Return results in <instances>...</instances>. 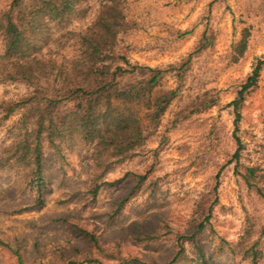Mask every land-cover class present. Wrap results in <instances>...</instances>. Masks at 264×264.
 <instances>
[{"label":"rangeland","instance_id":"obj_1","mask_svg":"<svg viewBox=\"0 0 264 264\" xmlns=\"http://www.w3.org/2000/svg\"><path fill=\"white\" fill-rule=\"evenodd\" d=\"M10 3L0 0V15ZM81 9L68 25L72 33L56 32L51 43L58 62L79 56L75 34L94 22L100 1L83 0ZM123 11L129 26L117 36V53L131 63L174 67L161 87L179 88V96L136 154L104 171L94 166L87 144L67 147L64 158L46 149L42 206L23 185L26 169L0 165V264H20V258L23 264H167L198 203L216 197L211 222L196 237L205 262L252 264L243 250L259 240L258 264H264V198L241 176L255 166L264 186V66L241 107L232 103L264 59V0H125ZM29 91L20 81L0 82V103L18 102ZM210 96L215 104L203 108ZM183 110L187 115L174 123ZM22 113L18 107L2 119L0 107L1 149L17 137ZM138 174L147 176L139 186ZM92 184L99 185L95 194ZM185 255L175 264L202 261L189 241Z\"/></svg>","mask_w":264,"mask_h":264},{"label":"trees","instance_id":"obj_2","mask_svg":"<svg viewBox=\"0 0 264 264\" xmlns=\"http://www.w3.org/2000/svg\"><path fill=\"white\" fill-rule=\"evenodd\" d=\"M99 1L101 9L94 22L75 34L80 54L69 63L52 58L50 47L56 32H60V36L72 33L68 25L82 10L83 0H11L0 15V36L4 42V51L0 54V82L20 81L30 88L18 102L0 103L5 113L2 119H7L18 107L23 109L16 124L17 137L11 145L0 148V165L14 164L26 169L23 185L35 192L38 207L44 204L49 185L46 149L64 158L67 147L87 144L92 149L94 166L104 171L132 158L158 130L168 107L179 96V88L161 87L165 74L174 67L131 63L125 55L117 53V36L129 26L123 11L125 0ZM44 50L49 54L44 55ZM263 66L264 59L259 60L239 90L232 102L236 110L256 84ZM204 101L203 108L215 104L212 96ZM185 113L183 110L178 114L174 123L185 117ZM166 141L164 134L159 147ZM241 176L248 188L264 198L263 175L257 167H246ZM137 179L139 186L147 176L138 174ZM91 186L95 194L99 185ZM214 195H217V186ZM128 197H124L119 206ZM216 202L217 197L198 203L187 228L178 234L177 251L167 264L186 258V241L196 247L202 260L200 264H207L196 237L210 224ZM251 229L249 225L245 231L248 239ZM77 230L100 246L88 229L77 227ZM261 234H264V225ZM258 244L259 240H254L243 250V256L249 257L252 264H258ZM19 261L23 264L21 258ZM86 261L98 260L86 257ZM77 263L78 260L70 259L65 264Z\"/></svg>","mask_w":264,"mask_h":264}]
</instances>
